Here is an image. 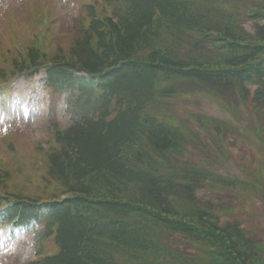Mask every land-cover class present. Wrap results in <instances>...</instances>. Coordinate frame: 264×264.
I'll use <instances>...</instances> for the list:
<instances>
[{"label": "trees", "instance_id": "trees-1", "mask_svg": "<svg viewBox=\"0 0 264 264\" xmlns=\"http://www.w3.org/2000/svg\"><path fill=\"white\" fill-rule=\"evenodd\" d=\"M37 8L20 24L30 38H0V85L43 69L70 119L30 150L1 145L0 226L31 231L30 264H264V226L236 210L264 191V166L232 177L190 162L193 147L223 155L229 123L193 113L192 128L172 110L201 92L262 110L264 0H82L72 42L49 48L34 41Z\"/></svg>", "mask_w": 264, "mask_h": 264}, {"label": "rangeland", "instance_id": "rangeland-1", "mask_svg": "<svg viewBox=\"0 0 264 264\" xmlns=\"http://www.w3.org/2000/svg\"><path fill=\"white\" fill-rule=\"evenodd\" d=\"M33 2L39 10L44 4L51 10L49 13L51 22L46 26L50 35L57 36L61 42H65V46L72 42L70 33L72 31L75 35V26L78 25L77 17L82 12V0H0L1 45L10 46L13 31L17 33L16 37L30 38L33 35V26L30 25L31 29L28 30L20 25L23 23V19H27L26 14L29 15V8ZM40 12L37 11L33 17L35 23L38 21ZM43 80L41 73L36 74L30 80L20 77L9 87L11 89L6 95L10 99L9 105L4 107L0 100V136L11 134L10 132L15 130L18 132L16 141H19V147L26 148V150H30L29 148L36 139L47 135L48 130L55 123L58 122L62 127H65L70 121L69 115L64 112V95L50 92L43 87ZM173 103L174 113L179 116V119L182 117L189 119L192 128H194L193 113H204L229 123L228 129L231 132L227 133L225 139L227 143L224 141L226 146L224 154L220 155L213 146H209L207 150L210 155L205 160L201 157V149L193 147L187 154L188 156L186 155L190 162L204 163L213 172L233 177H242L243 167L250 170V167L258 165L256 168L258 169L259 165L264 166V132L261 129H264V114L262 113L264 106L261 111H254L255 103L249 100L244 105L232 109L226 107L215 97L202 92L191 94L188 97L178 96L173 100ZM195 129L197 130V128ZM199 133L202 135L203 131L199 130ZM8 138L11 137H6V139ZM0 153H5L3 147H0ZM22 182L24 181L22 180ZM262 182L264 184V175ZM253 192L254 194L245 196L244 204L238 206L236 210L240 208L243 211L252 210L254 217L256 215L254 220L259 226H264V200L258 197L264 191L261 190L259 194ZM198 195L214 201L225 200V197L219 195V192L205 189L198 191ZM234 202L235 200L232 201V203ZM239 216L242 221H252L244 212ZM32 237L33 234L29 231L21 234L17 239H12L8 232L0 228V264H8V262L28 264L30 260H33L36 256L32 253L34 248V244L31 242Z\"/></svg>", "mask_w": 264, "mask_h": 264}]
</instances>
